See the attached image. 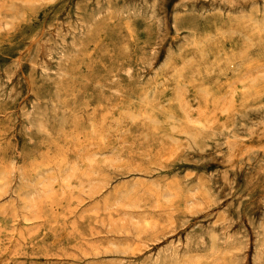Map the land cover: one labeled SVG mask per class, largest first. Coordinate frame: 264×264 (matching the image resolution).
Here are the masks:
<instances>
[{
	"label": "rangeland",
	"instance_id": "374dc122",
	"mask_svg": "<svg viewBox=\"0 0 264 264\" xmlns=\"http://www.w3.org/2000/svg\"><path fill=\"white\" fill-rule=\"evenodd\" d=\"M263 21L0 0V264H264Z\"/></svg>",
	"mask_w": 264,
	"mask_h": 264
},
{
	"label": "bare ground",
	"instance_id": "6f19581e",
	"mask_svg": "<svg viewBox=\"0 0 264 264\" xmlns=\"http://www.w3.org/2000/svg\"><path fill=\"white\" fill-rule=\"evenodd\" d=\"M223 1V0H222ZM223 3V2H222ZM230 7H232V6H230ZM230 10V9H229ZM264 22V21H263ZM262 23V22H261ZM35 41V40H34ZM35 44V43H34ZM40 45H41V43H40ZM189 59V58H188ZM185 60H187V59H185ZM181 66V65H180ZM150 97H152V96H150ZM144 98V97H143ZM255 129V128H254ZM264 139V138H263ZM246 146V145H245ZM237 149V148H236ZM235 154V153H234ZM168 250V249H167Z\"/></svg>",
	"mask_w": 264,
	"mask_h": 264
}]
</instances>
